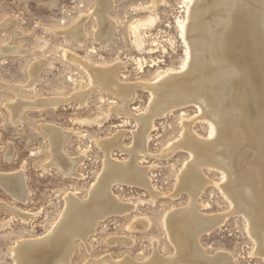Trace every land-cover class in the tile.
I'll return each instance as SVG.
<instances>
[{"label":"rangeland","instance_id":"obj_1","mask_svg":"<svg viewBox=\"0 0 264 264\" xmlns=\"http://www.w3.org/2000/svg\"><path fill=\"white\" fill-rule=\"evenodd\" d=\"M107 2L110 8L105 20L113 25L114 33L107 44L101 45L97 39L98 18L94 16L96 0H0V50L11 44L23 52L0 56V174L20 173L28 191L22 203L0 184V264H16L13 250L24 240L26 243L50 235L62 219L68 196L72 194L78 202L89 199L90 190L106 164L104 151L98 145L101 141L122 133V146L132 145L136 122L112 112L122 105L121 101L92 87L94 78L87 68L114 69L118 82L144 86L182 72L187 47L178 23L187 17L189 0H159L156 4L153 0ZM77 25H81L84 36L80 44L67 33ZM146 90L136 88L128 107L131 114L144 115L153 106L154 99ZM84 93L87 96L80 105L74 97ZM18 97L24 102L58 99L61 103L28 109L13 124L10 105ZM196 108L192 103L176 106L172 111L166 106L161 109V116L152 118L145 146L147 156L138 165L146 168L149 185L157 196L137 186L113 185L112 196L129 204L131 212L99 222L85 242L75 237L70 243L73 247L70 264H86L109 256L114 260L129 257L135 263L147 264L154 252L164 259L176 255L177 248L166 222L172 213L186 210L192 204L191 196L187 191L181 192L180 184L193 156L180 139H184L187 125L194 138L205 142L210 137V128L200 120ZM45 125L70 134L63 154L69 159H82L76 168L77 177L69 178L53 167L48 168L53 157L42 127ZM110 154L112 160H117H113L115 163L130 159L117 148ZM209 167L201 166V179L191 187L200 193L194 203L197 209L199 206V215L218 217L222 222L198 236L197 248L207 258L222 257L225 264H264V258L256 252L246 219L235 213L224 194L228 178ZM10 208L28 215L27 222L17 218ZM112 238L126 239L130 247L120 243L109 246Z\"/></svg>","mask_w":264,"mask_h":264},{"label":"bare ground","instance_id":"obj_2","mask_svg":"<svg viewBox=\"0 0 264 264\" xmlns=\"http://www.w3.org/2000/svg\"><path fill=\"white\" fill-rule=\"evenodd\" d=\"M153 1V4H156L159 0ZM96 2L98 7L94 16L99 20L97 39L101 45H105L114 33L113 25L105 20L110 3L107 0ZM189 5L186 19L178 23L181 38L187 47L186 60L181 66L182 72H178V75L171 73L148 86L142 85L141 82L140 85H131L118 82L114 78L117 70L113 71V68H87V72L94 78L95 85L92 87L106 91L121 101L122 105H118L112 112L120 118L134 119L136 122L137 130L134 131L132 145L122 146V133L98 144L104 151L106 164L102 175L90 190L89 199L78 202L72 194L66 196L62 219L50 235L44 239L40 237L41 240H27L26 243L24 240L22 244L16 245L14 255L12 254L16 264H70L69 258L73 248L71 244L75 237L85 242L89 235L94 233L99 222L110 216H123L131 212L132 207L129 204H123L112 196L113 185L137 186L156 197L157 194H153V188L149 185L146 168L138 165L139 161L147 156L145 146L151 120L156 115L161 116V109L166 106L171 107L172 111V108L183 107L188 103L196 105L200 120L206 122L210 128V137L205 142L201 141L202 139L191 135L188 125L185 127L186 135L180 140L181 144L189 146L187 148L191 150L193 162L190 160L192 164H187V171H182L183 175L180 173V189L181 192L189 193L192 204H189L186 210L182 208L181 211L172 213L166 222V228L177 248L176 255L164 259L154 252L151 260L147 259V264H225V259L220 256L207 258L196 244L200 234L210 232L222 222L218 217H203L197 213L199 206L197 209L194 200L200 193L191 187L201 179L200 168L203 165L216 168L228 178V181L225 179L227 183L223 187L224 194L234 207L235 213H240L246 219L251 238L256 245L255 249L257 248L256 252L264 258V0H189ZM67 33L79 44L82 43L84 36L81 25L74 26ZM21 53L23 52L11 44L0 50V56ZM31 75L33 77L34 73ZM138 87L147 89L154 100L147 113L144 110V115L135 116L129 112L128 107ZM86 96L87 93L79 94L74 99L82 105ZM59 103L61 102L58 99L24 102L18 97L17 101L10 105L11 122L17 123L20 115L28 109H44ZM42 127L49 138L50 153L53 157L52 162H48V168L53 167L69 178L77 177L76 168L82 159H69L63 154L70 134L53 126ZM114 148L127 153L130 159L122 164L115 163L117 160L113 159L114 162L110 158ZM207 181L209 183V180ZM0 184L6 193L25 203L28 191L20 173L0 174ZM10 209L17 218L27 222L28 215ZM141 226L143 227L142 224ZM116 243L129 247L131 244L121 238L109 240V246ZM227 257L229 256L225 258ZM144 263L146 264L145 261ZM86 264L141 263H135L129 257L114 260L109 256Z\"/></svg>","mask_w":264,"mask_h":264}]
</instances>
